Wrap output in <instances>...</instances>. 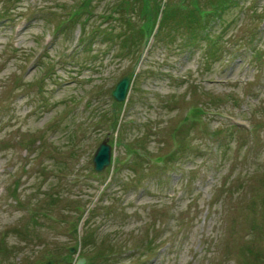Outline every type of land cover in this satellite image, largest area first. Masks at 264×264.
Returning a JSON list of instances; mask_svg holds the SVG:
<instances>
[{
	"label": "rangeland",
	"instance_id": "rangeland-1",
	"mask_svg": "<svg viewBox=\"0 0 264 264\" xmlns=\"http://www.w3.org/2000/svg\"><path fill=\"white\" fill-rule=\"evenodd\" d=\"M215 1L0 0V264H264V0Z\"/></svg>",
	"mask_w": 264,
	"mask_h": 264
},
{
	"label": "water",
	"instance_id": "water-1",
	"mask_svg": "<svg viewBox=\"0 0 264 264\" xmlns=\"http://www.w3.org/2000/svg\"><path fill=\"white\" fill-rule=\"evenodd\" d=\"M130 78L124 77L115 86L112 97L116 102H123L126 97V93L129 87ZM108 140H104L98 147L93 158V166L96 172H102L110 164V152L111 148L107 145ZM73 252V251H71ZM85 260L80 259L75 264H84ZM47 264H55V262L48 261Z\"/></svg>",
	"mask_w": 264,
	"mask_h": 264
},
{
	"label": "trees",
	"instance_id": "trees-1",
	"mask_svg": "<svg viewBox=\"0 0 264 264\" xmlns=\"http://www.w3.org/2000/svg\"><path fill=\"white\" fill-rule=\"evenodd\" d=\"M229 1H231V0H229ZM216 11H217V10H215L214 12H213V11H203V12H204V15H202V16H204L205 19H206L207 17H210L211 14H213V16H214V15L216 14ZM163 12H164V11H163ZM163 12H162V16H163ZM162 16H161V18H160L159 24H160V22L162 21V18L164 17V16H163V17H162ZM198 21H199L198 18H197V19H194V22H189V20H188L189 23H196V22H198ZM188 22H187V23H188ZM210 42H212V41H210ZM215 43H217V42H215ZM215 43H214V44H215ZM216 45H217V44H215V46H216ZM197 113L200 114V112H198V111H197V112H194V111L192 112L193 116H195V114H197ZM195 117H198V116H195Z\"/></svg>",
	"mask_w": 264,
	"mask_h": 264
}]
</instances>
